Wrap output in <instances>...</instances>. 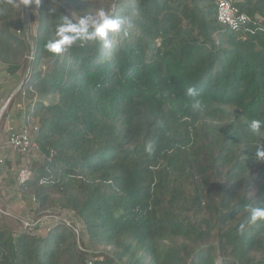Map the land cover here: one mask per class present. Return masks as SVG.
<instances>
[{
  "label": "trees",
  "instance_id": "1",
  "mask_svg": "<svg viewBox=\"0 0 264 264\" xmlns=\"http://www.w3.org/2000/svg\"><path fill=\"white\" fill-rule=\"evenodd\" d=\"M232 1L249 18L235 33L215 0H42L30 36L20 0H0V65L23 74L7 108L25 106L37 147L17 190L80 224L42 235L0 214V264H264V220L250 219L264 128H249L264 120V0ZM100 8L125 21L111 48L47 51L64 15Z\"/></svg>",
  "mask_w": 264,
  "mask_h": 264
},
{
  "label": "rangeland",
  "instance_id": "2",
  "mask_svg": "<svg viewBox=\"0 0 264 264\" xmlns=\"http://www.w3.org/2000/svg\"><path fill=\"white\" fill-rule=\"evenodd\" d=\"M20 7L27 32L31 36L33 25L30 15H35L37 9H35V6L25 8L22 5V0H20ZM22 75L23 74H19L17 75L18 77L15 78L14 76L10 77L13 79L11 80L12 82L9 83L7 82L9 79L5 72V67L0 65V93L6 89L1 98L0 110L4 107L8 99L13 100L17 94L13 93L18 88ZM7 107L0 117V214L7 216L5 219L6 223L14 231L34 232L43 235L47 229L63 222L69 225L74 233L76 232L79 234L80 224L75 220L72 214L52 212L43 215L37 213L35 211V206L26 200L17 190L18 174L23 170L25 163L21 158L24 156L13 152L5 145V123L7 120L6 116L9 115L11 118H14L17 124V122L22 119L25 106L23 104L20 106L14 103L9 109ZM3 116H5L4 119ZM36 154L37 153L34 152L32 156ZM78 234H76L77 238Z\"/></svg>",
  "mask_w": 264,
  "mask_h": 264
},
{
  "label": "clouds",
  "instance_id": "3",
  "mask_svg": "<svg viewBox=\"0 0 264 264\" xmlns=\"http://www.w3.org/2000/svg\"><path fill=\"white\" fill-rule=\"evenodd\" d=\"M42 0H22L25 8L35 6L39 9ZM115 5H113L114 7ZM53 9H48L50 15L54 14ZM124 19L113 15L110 9L100 8L94 14H79L77 11H70L63 16L62 22L56 26L54 38L50 39L46 44L49 53L59 55L70 48L77 41H95L99 40L103 47L111 48V33H120L123 31ZM30 41V37H26ZM186 95L193 98L192 108L200 110L203 108L198 90L192 86L186 89ZM249 128L253 133H260L264 128V120L252 119ZM155 150L153 141L147 143L145 151L152 154ZM255 160L264 162V145H260L255 150ZM250 219L252 222L264 220V207H256L250 209Z\"/></svg>",
  "mask_w": 264,
  "mask_h": 264
},
{
  "label": "built area",
  "instance_id": "4",
  "mask_svg": "<svg viewBox=\"0 0 264 264\" xmlns=\"http://www.w3.org/2000/svg\"><path fill=\"white\" fill-rule=\"evenodd\" d=\"M216 17L220 25L226 27L231 32H238L249 21L246 14L242 13L240 9L234 5L232 0H215ZM33 52L30 53L29 60H32ZM44 69V68H43ZM45 70V69H44ZM5 145L13 152L29 157L37 150L35 143L32 140L31 130L27 124H23L19 129H14L6 120ZM33 131H37L33 128ZM1 163V160H0ZM28 162L25 163L23 170L20 173V181H25L29 176ZM63 223V222H62ZM66 224V223H63ZM67 225V224H66ZM69 226V225H67ZM76 233V232H75ZM78 234V233H76Z\"/></svg>",
  "mask_w": 264,
  "mask_h": 264
},
{
  "label": "crops",
  "instance_id": "5",
  "mask_svg": "<svg viewBox=\"0 0 264 264\" xmlns=\"http://www.w3.org/2000/svg\"><path fill=\"white\" fill-rule=\"evenodd\" d=\"M15 78V77H14ZM8 79L9 80H7V82H12L11 80L13 79H11L10 78V76H8ZM6 89H4L1 93H0V102L2 101L1 100V98H2V95L4 94V91H5ZM7 118V120H8V122H9V124L14 128V129H19L23 124H24V121H23V118L22 119H20V121L19 122H17V124L15 123L16 121H14V118H11V116H7L6 117Z\"/></svg>",
  "mask_w": 264,
  "mask_h": 264
},
{
  "label": "water",
  "instance_id": "6",
  "mask_svg": "<svg viewBox=\"0 0 264 264\" xmlns=\"http://www.w3.org/2000/svg\"><path fill=\"white\" fill-rule=\"evenodd\" d=\"M22 18H23V17H22ZM23 22H24V20H23ZM30 46H31V52H32V50H33V44L31 43ZM28 69H29V68H28ZM27 75H28V70H27L26 76H27ZM21 85H22V83L20 82L18 88L16 89V91H15L13 94H16V93L19 91V89L21 88ZM11 98H12V96H11ZM10 100H11V99H8L7 102H6V104L4 105V107L0 110V117H1V115H2V113H3V111L5 110V108L8 106Z\"/></svg>",
  "mask_w": 264,
  "mask_h": 264
}]
</instances>
